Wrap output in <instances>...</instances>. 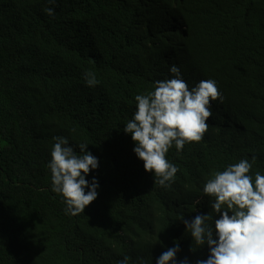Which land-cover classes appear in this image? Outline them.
<instances>
[{
    "label": "trees",
    "instance_id": "obj_1",
    "mask_svg": "<svg viewBox=\"0 0 264 264\" xmlns=\"http://www.w3.org/2000/svg\"><path fill=\"white\" fill-rule=\"evenodd\" d=\"M172 65L189 88L215 80L223 102L200 142L169 149L164 188L124 126ZM56 136L99 158L79 215L52 191ZM253 155L264 174V0H0V264H156L176 243L195 264L208 249L191 250L181 219L215 217L206 180Z\"/></svg>",
    "mask_w": 264,
    "mask_h": 264
},
{
    "label": "clouds",
    "instance_id": "obj_2",
    "mask_svg": "<svg viewBox=\"0 0 264 264\" xmlns=\"http://www.w3.org/2000/svg\"><path fill=\"white\" fill-rule=\"evenodd\" d=\"M45 11L55 15L53 8ZM176 36L181 38L179 30ZM170 72L174 74L172 78L157 80L152 91L135 96L136 111L124 126L145 171L152 173L154 183L164 188L171 187L179 171L166 158L169 149L174 145L179 153L186 143L200 142L208 129L206 121L212 116L211 103L218 99L223 102L215 80H201L189 88L179 67L172 65ZM84 76L90 87L100 83L91 71ZM53 139L48 164L52 191L64 198L66 213L79 215L98 198V178L94 176L89 181L87 177L99 168V158L86 143L76 145L80 149L77 154L76 146L67 137ZM256 159V155L251 161L241 159L206 180L203 193L211 198L215 217L208 212L191 220L181 219L192 238L191 250L208 249L207 257L197 259L195 264H264V174L256 171L253 176ZM179 252L181 248L176 243L156 258V264H192L187 256L179 259ZM128 260L125 256L120 264H128Z\"/></svg>",
    "mask_w": 264,
    "mask_h": 264
}]
</instances>
